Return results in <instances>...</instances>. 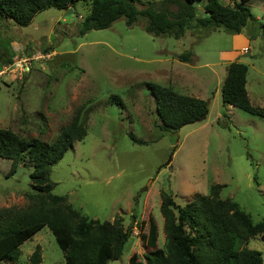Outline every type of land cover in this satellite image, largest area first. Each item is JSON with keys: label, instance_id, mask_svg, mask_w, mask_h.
Segmentation results:
<instances>
[{"label": "rangeland", "instance_id": "374dc122", "mask_svg": "<svg viewBox=\"0 0 264 264\" xmlns=\"http://www.w3.org/2000/svg\"><path fill=\"white\" fill-rule=\"evenodd\" d=\"M235 1L219 0L227 6ZM248 7L254 21L241 33L253 37L249 55L239 60L248 68L251 104L264 107V1ZM87 11L78 3L70 10L41 11L27 26L0 21V129L52 143L79 108L90 109L85 137L51 168L50 180L53 194L89 219L121 218L124 229L132 228L120 260L108 264H128L132 255L143 261L152 250L140 238L149 221L156 226V248H163L162 193L184 206L220 185L221 199L239 204L254 223L262 221L264 119L221 100L227 65L221 54L232 50L233 35L188 31L179 40L154 38L143 21L129 27L120 19L81 37L77 28ZM185 52L192 53L190 63L177 58ZM10 56L12 63L5 64ZM25 59L22 70L17 64ZM147 83L206 101V118L178 131L160 130ZM10 170L11 161L0 159V208H23L34 194L32 169L19 165L13 176ZM37 246L41 264H65L46 227L20 246L16 264H29ZM245 247L264 261V236Z\"/></svg>", "mask_w": 264, "mask_h": 264}, {"label": "trees", "instance_id": "16d2710c", "mask_svg": "<svg viewBox=\"0 0 264 264\" xmlns=\"http://www.w3.org/2000/svg\"><path fill=\"white\" fill-rule=\"evenodd\" d=\"M252 1L238 0L227 6L219 0H0V21L27 26L41 11L70 10L81 3L88 8L77 28L81 37L124 19L129 27L143 21V30L154 38L179 40L188 31L240 34L254 21L248 7ZM260 27L264 32V24ZM191 57V52H185L177 58L190 63ZM12 58L4 63L11 64ZM247 74L248 68L242 62L228 64L220 88L222 103L264 119V107L253 106L248 97ZM146 86L154 98L162 131H178L207 114L204 100L180 94L169 86ZM85 110L79 108L52 143L0 129V159L11 161L9 176L16 173L19 165H29L34 190L25 207L0 208V264L18 263L20 246L45 227L62 251L65 264H108L122 257L132 228L124 229L121 218L111 223L91 220L70 205L66 197L53 194L51 168L85 137L90 109ZM222 188L212 185L208 195L196 196L184 206L162 193L163 248H156V226L149 221L147 235L140 238L152 250L143 255V261L132 255L128 264H264L261 253L245 247L250 239L264 236V219L254 223L239 204L221 199ZM41 263V248L37 246L29 264Z\"/></svg>", "mask_w": 264, "mask_h": 264}, {"label": "crops", "instance_id": "0c3cea01", "mask_svg": "<svg viewBox=\"0 0 264 264\" xmlns=\"http://www.w3.org/2000/svg\"><path fill=\"white\" fill-rule=\"evenodd\" d=\"M262 1H264V0H262ZM256 20H258V19H256ZM247 35H249L248 32H247ZM247 35H245L244 33L233 35L232 50H230L229 52H223L221 54L222 57H221L220 61L224 62V63H227V65H226V67L224 69L225 77H226L227 66H228L229 63L236 62V61L240 62L239 58L243 54L245 55L246 53H248V55H249V52H250V40L252 39L253 36L252 35L251 36H247ZM224 78H223V80H224Z\"/></svg>", "mask_w": 264, "mask_h": 264}, {"label": "built area", "instance_id": "2783aa9c", "mask_svg": "<svg viewBox=\"0 0 264 264\" xmlns=\"http://www.w3.org/2000/svg\"><path fill=\"white\" fill-rule=\"evenodd\" d=\"M23 63H25V65H26V59L25 60H23L22 62H20V63H18L17 64V66L20 68V69H22L23 70ZM27 66V65H26ZM28 68V67H27ZM0 74H2V73H0Z\"/></svg>", "mask_w": 264, "mask_h": 264}, {"label": "water", "instance_id": "95a60500", "mask_svg": "<svg viewBox=\"0 0 264 264\" xmlns=\"http://www.w3.org/2000/svg\"><path fill=\"white\" fill-rule=\"evenodd\" d=\"M244 56H248V53H246ZM205 118H206V114L203 115V116H201V117L197 120V122H200V121L204 120ZM132 223H133V221H132Z\"/></svg>", "mask_w": 264, "mask_h": 264}]
</instances>
